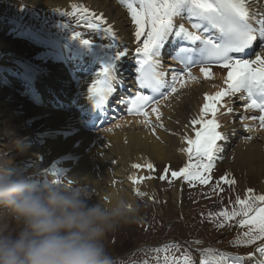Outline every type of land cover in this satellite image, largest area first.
Returning <instances> with one entry per match:
<instances>
[{
    "label": "bare ground",
    "instance_id": "1",
    "mask_svg": "<svg viewBox=\"0 0 264 264\" xmlns=\"http://www.w3.org/2000/svg\"><path fill=\"white\" fill-rule=\"evenodd\" d=\"M22 1H25L29 10L35 8L41 1L44 2L42 6L44 16L32 15L30 18L32 19L31 29L25 31L26 38L44 48L51 47L57 52V55L52 56L49 61L51 65L46 70L33 68L22 70L19 65L10 63L6 59L7 56H10L11 48L0 38V68L5 73L0 80V89L3 84L8 86V89L14 84L13 81L9 83L6 77L16 79L20 77L19 83L21 84L18 86L24 84L32 86L29 99L21 104L22 110L31 108V116L35 118L33 130L28 129L22 137L30 145L28 151L24 153V159L30 160V167L38 165L39 161H45L47 164L41 169L50 171L59 169L61 172L67 173L65 176L71 182L78 181L89 189L94 203L106 201L117 191L135 202L137 194L133 191L134 188H138L145 195L149 194L154 187L153 182H148L146 179L150 175V170L146 166L150 161L163 163L175 158L182 162L189 161L188 154L180 149L190 147L185 137L194 139L196 131L202 128V125H193L191 121L200 114L205 103L204 95L206 93L214 94L226 87L224 84L226 70L211 69L214 77L212 79H205L198 68L192 70V75L197 79L189 80L184 87H181L178 81L176 83L177 92H171L169 99H164L145 110L149 113L147 118L141 114L140 117L131 120L122 119L119 121L117 123L118 132L113 135V139L110 138L111 141L109 140L112 142V147L107 149L106 143L109 138L107 132L112 128L105 129L98 134V136H104L105 141L102 142L100 138L97 139V136L79 132L84 129L83 126L87 123L86 119L82 123L79 116L84 115L85 103L89 95L88 89L99 79L102 72L101 66L104 63L108 64L111 60L113 49L107 50L101 45L115 44V51H127L125 57L116 61L114 85L118 86L121 85V81L124 82V79L127 78V75L123 74L124 71H128L127 68L136 59L135 49L139 43H142L143 37L140 42L136 40V26L131 20L126 5L122 4L120 0ZM251 7L259 12H264L262 0H251ZM4 8L6 9L3 11L6 10L10 13L9 16L14 13L15 9L12 10L10 5L5 4ZM85 9L87 12L83 11ZM25 11L22 12L25 13ZM80 11L85 12L92 19H94L92 13L97 15L102 13L107 21V24H102L100 29L87 27V30H96L101 33L99 35L91 31L86 34V39L90 40L92 45H86L84 48L80 41L79 44L75 42L76 39L71 40L72 37L67 35L54 36V39L51 37L54 30H63V34H68V31L71 33L72 27H68L66 23ZM177 22L180 24L183 21L177 19ZM5 25L4 20L0 19V30L5 29ZM108 25H111L116 33L115 39L103 31ZM185 26L191 28V24L187 21ZM57 37H62V39H57ZM65 37L68 39L66 40ZM167 44L169 46L170 42L168 41ZM167 50L168 48L165 46V51ZM256 54L264 55V45L255 51L250 59H255ZM167 62L174 63L175 61ZM26 72L27 74H23ZM33 74L36 76L34 77ZM183 79L187 80L188 78L184 75ZM124 84L129 85L130 82L126 81ZM7 93L8 95H2L0 90V148L4 146L3 144L8 138L13 140L20 135L14 124L10 125L6 123L7 121H1V117L12 119V122L17 120L15 114L8 110L6 104L12 98V91H7ZM238 95L225 97L221 102L233 108V112L230 114L227 113L226 107L217 104L219 108L217 116L221 125L218 131H221L227 139L218 141L222 145L223 151L217 154L216 159H224V164L231 171L244 172L248 176L256 177L264 172V133L257 134L260 127L259 121L252 119L253 116L258 115V112L248 110L244 113L246 102L240 97L237 98ZM125 99L124 97L123 100ZM152 107L159 109L161 113L159 120L156 119V114L152 113ZM113 118L114 114L108 117V119ZM210 118V114L206 116V119ZM144 119L147 120L148 125L144 124ZM5 129H11L12 134L5 135ZM5 149L10 153H7L8 158L6 157L4 160L6 163H11L12 167L15 158H17V152L11 149V144L7 145ZM1 157L3 155L0 153ZM133 164L142 167L133 168ZM28 167L29 165L26 168ZM12 169L15 171L24 170L22 167H12ZM132 175L137 178L146 177L143 181L133 184L129 179ZM48 177L39 179L46 182ZM172 195L175 197L178 196V193H172ZM4 212L5 210L0 209V225L1 220L5 218ZM124 227H120L117 235L126 229ZM253 254L252 259L245 260L243 264H256L260 256L256 250ZM166 263L171 264L168 260Z\"/></svg>",
    "mask_w": 264,
    "mask_h": 264
},
{
    "label": "snow or ice",
    "instance_id": "2",
    "mask_svg": "<svg viewBox=\"0 0 264 264\" xmlns=\"http://www.w3.org/2000/svg\"><path fill=\"white\" fill-rule=\"evenodd\" d=\"M126 5L132 22L135 24V37L139 43L135 49L136 63L138 65L136 77L140 89H150L152 93L163 95L167 98L162 89H169L170 92H177L175 84L179 81L184 87L189 80L197 78L190 72L193 64H216L227 71L224 78L225 88L220 89L214 94H205L200 114L194 118L193 125L200 124L202 128L196 131L195 139L185 137L188 148H181L180 151L186 152L189 160L192 154L200 158L201 163L196 165V171L190 170V165H186L179 171H171L173 179L183 178L191 184L193 179L200 184H208L210 176H205L199 170L202 168L204 173L211 171L217 154L223 151L222 145L218 141L226 140L227 137L218 129L221 127L217 113L219 108L226 107L227 113L233 112L232 107L226 103H221L225 97L240 94V99L246 103L245 111L255 110L258 115L252 117L259 121L261 128H264V55L256 54L255 59H245L248 55L246 50L252 49L254 42L264 45V12H259L251 7V0H120ZM87 12V10H83ZM98 23L89 24L90 28L100 29L102 24H107L103 14H91ZM177 19L188 20L191 30L183 23L177 24ZM254 24L256 26H254ZM211 30H215L217 35L213 38L209 35ZM103 31L110 34L113 39L116 33L111 25ZM169 37L178 38L187 42L190 46L180 47L172 59L185 66L182 73H173L171 82L168 81L167 72L164 71L161 50L165 47ZM74 39L80 40L84 45H92L90 40L83 39L80 33H74ZM101 47L111 51V60L104 68L103 79H97L92 87L88 89L90 99L95 108L103 111L109 96L115 91L113 82L115 81L116 61L127 55V51H115V44L101 45ZM201 73L205 79H212L213 74L210 68L201 67ZM187 76V80L183 76ZM121 104L128 106L129 114L144 115L146 118L149 113L145 109L151 104L157 103L154 96L145 95L138 91L127 100H121ZM152 113L156 114L159 120L161 113L157 107H152ZM211 115L210 119L206 116ZM147 122V120H146ZM163 125L161 124V127ZM251 131V129H248ZM251 139V137H248ZM147 168L153 169L152 164H147ZM133 168H140L141 165L133 164ZM168 169L165 175L159 179H167ZM60 176L63 173H59ZM152 178V177H148ZM133 184H137L145 177L137 178L135 175L129 177ZM226 183H235L221 177ZM60 183L59 179L54 181ZM171 181H169L170 183ZM71 183V181H69ZM133 191L138 196H143L138 188ZM252 193V189H248ZM236 204L241 205L239 211L233 209L232 212L222 210L217 215L224 217L225 221L233 217H242L238 221L240 227H247L243 233L246 239L237 238L235 243L246 245L255 244L256 241H264V195L248 196L246 199L237 197ZM251 213V215H250ZM211 215V214H210ZM217 227H224L218 224ZM195 243H200L195 241ZM170 246L164 245L162 249L167 250ZM203 252H214L212 259L201 258L200 264H243L245 260H251L254 254L248 257L233 256L227 252H220L206 248ZM260 258L256 264H264V243L256 248ZM185 264H193L189 255L183 257Z\"/></svg>",
    "mask_w": 264,
    "mask_h": 264
},
{
    "label": "rangeland",
    "instance_id": "3",
    "mask_svg": "<svg viewBox=\"0 0 264 264\" xmlns=\"http://www.w3.org/2000/svg\"><path fill=\"white\" fill-rule=\"evenodd\" d=\"M43 3L41 1L35 8L29 10L30 8L25 1L0 0V19H3L6 24L5 29L0 30V38L11 48L10 56H7L6 59L10 63L19 65L22 70L27 68L46 70L51 65L49 61L52 56L57 53L51 47L44 48L31 42L25 35V31L31 29L32 19L30 18L32 15L44 16V13H42ZM5 4L10 5L12 10L15 9L11 16L6 10L3 11V9H6L4 8ZM22 11H25V13ZM91 23H96V21L89 18L83 11L77 12L75 17L66 23L68 27H72L71 33L68 31V34H63V30H54V34L51 37L54 39V36L67 35L72 37L71 40H75L73 38L74 33H80L81 37L86 39V34L91 33V31L101 35L96 30H87ZM68 37H65V39L67 40ZM58 38L62 39V37ZM79 41L76 39L75 42L80 44ZM2 70L0 68V80L5 75ZM23 74H27V72ZM6 78L9 83L13 81L14 84L9 89L8 86L6 87L3 84L0 90L2 95H8L7 91H12V98L6 104L8 110L15 114L17 120L12 122V119L1 117V121H7L6 123L10 125L14 124L16 131L20 133L17 137H23L25 131L28 129L30 131L31 129L33 130L35 122V118L31 116V108L22 110L21 107V104H24L29 99L31 87L18 86V84H21L19 83L20 77L18 79ZM170 96L171 92L169 90L167 98L169 99ZM167 98L164 97L162 99L167 100ZM119 121L121 119L110 122V124H107L105 128L95 134H90L85 129L79 130V132L97 136V139L100 138V141L104 142V136H98V134L111 127L112 130L107 132L109 133V138L106 148L109 149L112 147V142H109V140L111 141L114 138L113 135L118 132L117 123ZM144 124L148 125L146 119H144ZM111 133L112 135L110 136ZM261 133H264V128L259 127L257 134ZM111 137L112 139H110ZM11 142L12 139L8 138L6 143L3 144L4 146L0 148V153L3 155L1 158H8L7 153L10 152L5 148ZM16 155L17 158H15L13 168L22 167L24 169L23 172L36 173L37 178L44 179V177L49 176L46 182H54L57 179L60 182L70 181L65 176L67 173L61 172L59 169L57 171L41 169L47 164L45 161H39L38 165L32 168L30 167V160L24 159L25 154L16 153ZM149 163L153 165V169H148L150 170V175L148 174L149 176L144 177H146L148 182H153L154 187L149 194L136 196L134 203L139 206L136 221L131 224H122L120 227L126 226L124 227L126 229L123 232L121 231V234L117 235V231L121 229L118 227L105 240L107 250L112 258V264H167L166 260L170 261L171 264H185L183 257L186 254L189 255L193 264H200L202 257L212 259L215 256L214 252L202 251L206 248L227 252L233 256L248 257L249 254H253L257 246L264 243V241H256L252 245L234 244L237 238H240V240L246 239L243 233L247 231V227L238 225V221L242 217L236 216L225 221L224 217L217 215L222 210L232 212L235 209L239 211L242 206L236 204L237 197L246 199L250 195H264V172L260 176L251 177L244 172L231 171L224 164V159L219 158L214 161V166L210 172L204 173L202 168L199 170L205 176L211 177L208 184H200L196 179H193L190 184L189 181L183 178L173 179L170 173L171 171H179L186 165L191 166L190 170L196 171V165L201 163V160L195 155V152H193V159L187 162H182L175 158L163 163L152 161ZM27 165H29L28 168H26ZM166 168L169 170L167 173L168 178L165 180L159 179L161 175H165ZM59 171L63 173V177L54 178L56 174L59 175ZM17 172H20V170ZM48 172H50L49 175ZM221 177L235 181V183H226ZM169 181L171 182L169 183ZM248 189H252L253 192L249 193ZM172 193H178V196L174 197ZM4 213L5 218L1 220V225L10 223L6 210ZM218 224H224V227H217ZM195 241L200 243H195ZM164 245H169L170 247L166 251H156V249H162Z\"/></svg>",
    "mask_w": 264,
    "mask_h": 264
},
{
    "label": "clouds",
    "instance_id": "4",
    "mask_svg": "<svg viewBox=\"0 0 264 264\" xmlns=\"http://www.w3.org/2000/svg\"><path fill=\"white\" fill-rule=\"evenodd\" d=\"M29 147L22 137L11 142L20 155ZM10 165L0 158V209L10 221L0 225V264H112L105 240L136 221L138 205L119 191L94 203L78 181L43 182Z\"/></svg>",
    "mask_w": 264,
    "mask_h": 264
}]
</instances>
